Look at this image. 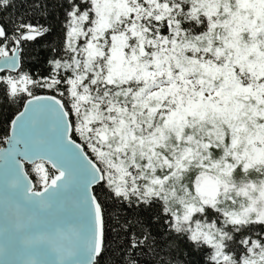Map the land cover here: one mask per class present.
<instances>
[{
    "label": "snow or ice",
    "instance_id": "obj_1",
    "mask_svg": "<svg viewBox=\"0 0 264 264\" xmlns=\"http://www.w3.org/2000/svg\"><path fill=\"white\" fill-rule=\"evenodd\" d=\"M0 264H264V0H0Z\"/></svg>",
    "mask_w": 264,
    "mask_h": 264
},
{
    "label": "water",
    "instance_id": "obj_2",
    "mask_svg": "<svg viewBox=\"0 0 264 264\" xmlns=\"http://www.w3.org/2000/svg\"><path fill=\"white\" fill-rule=\"evenodd\" d=\"M5 147H6V145H5Z\"/></svg>",
    "mask_w": 264,
    "mask_h": 264
}]
</instances>
